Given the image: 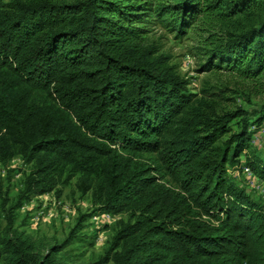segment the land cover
<instances>
[{"label": "trees", "instance_id": "16d2710c", "mask_svg": "<svg viewBox=\"0 0 264 264\" xmlns=\"http://www.w3.org/2000/svg\"><path fill=\"white\" fill-rule=\"evenodd\" d=\"M156 23L194 41L199 74L233 73L259 104L190 93ZM263 123L264 0H0V165L26 167L0 192V264H66L99 214L122 217L88 264H264V211L228 182L243 165L264 181L249 157ZM72 181L89 212L42 252L17 213Z\"/></svg>", "mask_w": 264, "mask_h": 264}, {"label": "rangeland", "instance_id": "374dc122", "mask_svg": "<svg viewBox=\"0 0 264 264\" xmlns=\"http://www.w3.org/2000/svg\"><path fill=\"white\" fill-rule=\"evenodd\" d=\"M152 40H157L162 51L170 56V62L176 67L177 73L188 82L187 90L202 95V90L210 86L224 89L223 94L228 102L221 101V108L233 110L239 108L251 111L259 104L260 99L254 96L246 86L242 85L233 73L220 71L217 73H198L200 59L193 51L194 41L185 39L177 41L159 24L150 26ZM232 130L236 128L232 125ZM249 147L251 153L264 161V123L260 127L252 128ZM244 155H241L243 160ZM243 162V161H242ZM244 166V165H243ZM242 166V167H243ZM241 167V166H240ZM26 167L18 160H14L6 167L0 165V192H7L10 197L17 194L23 181ZM229 184L246 192L250 198L264 211V193L255 188V180L247 179L239 172L229 171ZM74 181L64 188H59L60 196L50 193L32 199L17 213L16 225H22L20 230L34 242L42 252L52 245L63 242L74 228L79 214L89 212L88 196L82 198L74 187ZM112 216L111 214H108ZM107 217L99 214L92 217L84 225V230L79 232L78 239L74 240L63 252L62 260L66 264H88L95 262L103 253L111 231L107 228L121 215ZM94 218H97L96 220ZM5 222L0 219V235ZM95 234V236H91ZM80 238V239H79Z\"/></svg>", "mask_w": 264, "mask_h": 264}, {"label": "built area", "instance_id": "2783aa9c", "mask_svg": "<svg viewBox=\"0 0 264 264\" xmlns=\"http://www.w3.org/2000/svg\"><path fill=\"white\" fill-rule=\"evenodd\" d=\"M240 173L243 174L247 179H254L256 182H255V188L259 191V192H263L264 193V181H259L257 178H255L252 174V171L249 167H241L240 169ZM107 215V217L109 218H112V216H109L108 214H105ZM95 220L97 218H94ZM114 220V219H113Z\"/></svg>", "mask_w": 264, "mask_h": 264}]
</instances>
